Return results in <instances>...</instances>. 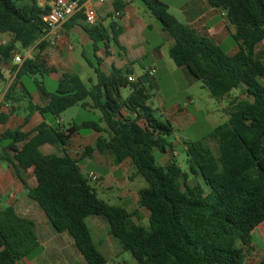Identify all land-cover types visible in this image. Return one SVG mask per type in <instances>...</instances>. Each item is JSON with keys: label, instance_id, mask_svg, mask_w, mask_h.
Masks as SVG:
<instances>
[{"label": "trees", "instance_id": "1", "mask_svg": "<svg viewBox=\"0 0 264 264\" xmlns=\"http://www.w3.org/2000/svg\"><path fill=\"white\" fill-rule=\"evenodd\" d=\"M207 1L225 12L235 27L233 39L240 45L236 55H228L209 38L181 24L164 0H140L174 40L169 50L171 60L177 67L188 69L212 98L221 101L242 86L247 89L250 100L235 101L228 109V123L207 137L218 142V157L198 141L187 144L185 150L189 174L175 160L167 166L158 165L154 153L173 151L175 130L148 105L150 77L129 82L134 73L115 67L110 74L105 73L98 53L105 47L109 54L112 43L123 49L119 43L123 28L115 21L108 28L101 23L87 25L83 14L70 21H84V30L93 41L96 65L91 66L96 84L88 86L78 75L65 74L52 93L39 83L49 103L44 107L31 105V110L46 121L56 122L74 107H90L101 113L99 122L87 121L71 128L44 122L33 133L8 131L0 138V160L14 167L28 197L39 205L58 234L72 237L87 264H108L94 243L88 225L91 217L104 220L110 236L138 264H247L253 233L264 224V52L261 58L256 53L264 40V0ZM124 9L116 2L115 12L123 13ZM48 13L38 0H0V34L11 33L23 48H31L46 34L44 17ZM44 47L43 42L39 44L40 50ZM11 55L6 54L4 60ZM47 73L40 58L26 60L6 101L13 100L17 85H23L25 77ZM2 79L0 70V82ZM127 89L130 94L124 99L122 92ZM6 121L7 115L0 114V124ZM90 131H105L109 137L101 136L95 148L87 147L80 160L70 156L65 147L73 136ZM18 144L24 147L11 158L8 151ZM46 146L58 148L60 154L44 153ZM94 152L111 156L116 166L130 161L147 182V188L140 192V206L150 213L149 229L135 224L125 208L98 197L81 167ZM30 169L36 178L35 189H30L22 176V171ZM191 177L201 178L209 192L199 183L190 185ZM42 252L36 223L20 216L14 207L4 208L0 212V264L32 261Z\"/></svg>", "mask_w": 264, "mask_h": 264}, {"label": "crops", "instance_id": "2", "mask_svg": "<svg viewBox=\"0 0 264 264\" xmlns=\"http://www.w3.org/2000/svg\"><path fill=\"white\" fill-rule=\"evenodd\" d=\"M80 1L84 2V6L87 9L96 11L99 24L101 23L104 27L108 28L111 23L108 24L106 20L109 19L119 23L123 28V33L119 38V43L123 49L116 46L120 51L119 56L112 50L113 46L111 44L109 45V54H107L105 47H102L101 51L98 53V56L102 59L101 68L105 73L110 74L115 67L122 71L130 70L134 73L135 78L139 79L141 76L137 75L136 70V66L138 65L144 70V75L142 77L148 75L150 70L156 71L153 77L148 75L151 80V78H155L158 74H162L165 69L168 74L176 75L171 82V86L174 89H179L180 84H184L188 94L193 87H198V83H201L191 75L188 69L177 67L171 60L169 50L174 45V40L163 30L157 20L156 22L151 18L150 12L142 5L140 0H107L104 4H100L98 0ZM116 2L125 6L121 19L114 18L116 13ZM164 2L169 12L181 24L194 29L201 36L209 38L228 55L234 56L240 51V45L233 39L236 29L231 24L228 16L222 10L211 7L207 0H164ZM38 4L42 8L47 7L46 0H38ZM110 16H112V18ZM84 25V21L76 24H72L71 21H68L62 29V38L56 46H49L41 40L31 48H24L26 50L25 55L19 51L18 44L20 43L16 42L13 34H0V68L8 65L4 60V56L8 53H12L20 55L24 58V61L40 58L48 71L47 75L41 76L39 74H32L30 77H25L23 79V85H17L13 100L7 102L5 99L4 103H0V114L7 115L6 123L0 124V138L8 131L21 130L23 133H33L44 122H47L49 125H60L65 128H71L76 124L87 122H78L76 119L66 127V121L63 117L56 122L50 119L46 121L39 112L31 110V105L44 107L49 103L48 99L44 97L38 87V84L41 83L46 88L44 83L45 78H52V81H54L58 87L59 81L65 74L78 75L82 80L81 74L86 73L88 68L95 73L94 68L91 66V63H93L91 57L94 58L93 41L85 32ZM42 42L45 44V47L43 50H40L39 44ZM263 52L264 40L256 49L259 58H261ZM89 53H92V55ZM148 63L149 65H147ZM11 74L12 73L9 72L4 75L0 82V87L5 89L6 95L14 82V80H10ZM39 76L42 78L41 82L37 79ZM32 82L34 85L33 87ZM246 90L247 89L242 86L221 101L230 102V108L235 101L250 100L246 95ZM129 94L124 96V92H122L124 99H126ZM194 105V98L188 97L184 105L175 103L170 108L163 109L161 118L163 121H168L172 124L175 130L174 135H176L178 131L187 132L198 123L196 116L201 112L197 109H194V112L189 110V108ZM86 110L93 111L90 107ZM124 114L130 115L127 111H124ZM102 127L106 130L105 125ZM101 136L108 138L109 134L105 131L102 134L93 131L76 134L65 147V150L70 156L80 160L82 159L84 150L87 147L95 148ZM205 140H207V138ZM171 143L173 144V151L177 152L176 148L180 145H183L186 150L189 141L184 140L182 142L175 141ZM23 147L24 144L13 145L8 151L9 156L13 158ZM43 151L46 154H60L58 148L51 146L44 147ZM1 152L2 149L0 146V154ZM169 153L168 151V153L162 154L159 160L161 166L169 165ZM86 159L96 161L101 167L111 168L113 178L111 181L112 185L123 189L119 196V202L122 204L120 207L125 208L133 215L135 224H141L144 219L149 220L150 213L140 206V192L147 187H143L144 184H141L136 188V182H140L142 176L138 175L136 168L130 161L116 166L111 156L102 155L99 152H94L91 158ZM83 168L86 167H82V170ZM120 172H122V174L115 177V174ZM130 172H132L133 179L129 177ZM87 174L88 173L85 175ZM22 176L30 189H35L37 187L33 169L27 172L22 171ZM100 180H102L101 176ZM110 190H113V187H110ZM34 203L36 202L28 197L26 187L18 178L14 167L6 161L0 160V212L6 207H14L20 216L31 219L36 223L38 239L43 249L45 245L40 234L43 239L46 240L45 242H49L50 247L48 248V252L53 253L55 256L57 255L62 261L73 257V254L66 253L67 246L72 248L71 251H73V253L74 251L78 253L72 237L68 233L58 234L45 213L38 210ZM257 229L264 239V224ZM93 232H96L98 236L101 234L107 235L105 249L110 250L112 236H110L108 224L100 218H95L92 233ZM99 242H103V240L100 239ZM253 250L255 251L254 245ZM81 259L84 260L83 257ZM78 260H80V258H78ZM21 264H34V261H24ZM62 264L65 263L62 262ZM247 264L249 263L247 262Z\"/></svg>", "mask_w": 264, "mask_h": 264}, {"label": "rangeland", "instance_id": "3", "mask_svg": "<svg viewBox=\"0 0 264 264\" xmlns=\"http://www.w3.org/2000/svg\"><path fill=\"white\" fill-rule=\"evenodd\" d=\"M151 18H153L154 21H156L155 17L149 13ZM106 22L109 24L112 22V20L107 19ZM157 22V21H156ZM113 46V51L116 52V55L119 56L120 51L117 49V47L114 45V43L111 44ZM18 49L20 52H22L23 55L26 54V50L21 46V44H18ZM110 50V47H109ZM108 50V51H109ZM92 55V53H89ZM261 55V54H260ZM91 60L94 65H96V62L94 58L91 57ZM149 65V63L147 64ZM137 75L143 76L144 70L140 66H136ZM83 82L88 85L92 86L93 84H96V75L93 70L88 68V71L84 74H81ZM174 77L176 75L168 74L167 71L164 69L162 74H158L155 76V78H151L150 84H148L149 92L151 94V100L148 103V105L157 111V116L162 120V111L164 108H170L173 104L179 103L181 105H184L185 101L188 97H193L195 101V105L191 106L189 110L194 112V109L199 110L201 113L197 114L198 123L192 127L187 132H181L178 131L176 135H174L171 138V142H182V141H189V143H195L198 141H203L205 145H207L214 155L218 157L219 155V144L216 141L211 140H205L208 135L217 127L228 123V116L227 111L230 106V102H223V101H217L214 98L211 97L210 93L207 89L204 88L202 83H198V87H193L189 94L188 91L186 92V87H184V84H180L179 89H174L171 86V82L174 80ZM135 78V76H134ZM38 81H42V78L39 76L37 77ZM136 79V78H135ZM28 80V79H27ZM25 80V81H27ZM53 79L45 78L44 83L46 85V88L49 92H55L57 89V84L52 81ZM137 80V79H136ZM158 84V85H157ZM32 82V87H33ZM124 96H127L130 91L129 89L124 90ZM101 113L97 110L91 111V110H85L81 107H74L70 110H68L65 114L62 115L64 120L66 121V127L70 123H72L73 120H76L78 122L82 121H93V122H99L101 118ZM163 121V120H162ZM177 157L172 153L173 151H170L169 153V161L175 160L177 164L182 168V170L185 173L189 174V166H188V157L187 153L184 149L183 145L178 146L177 148ZM155 156L158 160H160L162 154L158 151H155ZM158 165H160L158 161ZM83 168V173H89L90 171H94L98 176L99 180L98 182H92L91 186L97 191L98 197L108 203L109 205L120 207L122 204L119 202V196L123 189L121 187H115L112 185V171L111 168L107 167H101L97 164L96 161L91 160H84L81 162ZM122 174L116 173L115 177H118ZM100 176L102 177V180H100ZM130 179L132 178V172L129 173ZM141 182V183H140ZM136 182V188L139 187L141 184H144L143 187H147L146 181L141 177V181ZM190 185H195L196 183H199L208 193L209 188L205 186L203 180L201 178H193L191 177L189 181ZM110 187H113V190H110ZM38 210L41 212L42 209L39 207L37 203H34ZM95 217H91L88 219V225L93 231V224H94ZM143 228L149 229V220L144 219V221L139 224ZM40 237L44 243V249L41 255H39L36 259H34V264H87L79 253H73L71 251L72 248L67 246L66 253L67 254H73L74 256L71 257L68 260H60L59 257L54 255L51 252H48L49 242H45L46 240L43 239V237L40 234ZM112 241L110 242V250L105 249L107 235L101 234L98 236L96 232H93V240L96 246L99 248V250L103 253V255L106 257L108 264H138L132 257L131 253L125 252L120 245V243L115 240L113 237H111ZM103 240V242H99ZM253 245L255 248V251L252 250L248 254V260L247 262L249 264H260V262L264 259V239L260 234V231L257 229L253 235ZM77 252V251H76ZM44 253V254H43ZM259 253V254H258ZM80 258V260H78Z\"/></svg>", "mask_w": 264, "mask_h": 264}, {"label": "built area", "instance_id": "4", "mask_svg": "<svg viewBox=\"0 0 264 264\" xmlns=\"http://www.w3.org/2000/svg\"><path fill=\"white\" fill-rule=\"evenodd\" d=\"M47 8L49 10L48 15L44 17V22L47 25V31L42 41L49 46H56L62 38V29L64 25L76 17L79 14H83L85 18V23L90 26H95L98 24V16L95 10L87 9L84 4H81L78 0H46ZM107 0H98L100 4L106 3ZM123 13L116 12L114 15L115 19H121ZM8 65L0 68L3 76L7 73H12L10 75V80H15L16 76L24 64V58L20 55L12 54L7 61ZM155 70H150L148 75L153 77L155 75ZM129 82H135L133 76L129 77ZM6 92L5 89L0 87V103L5 102ZM177 157V152H172ZM88 180L92 182H98L99 176L90 172L87 174Z\"/></svg>", "mask_w": 264, "mask_h": 264}]
</instances>
